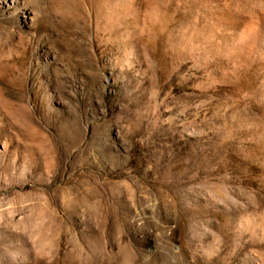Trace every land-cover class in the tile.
<instances>
[{
	"label": "rangeland",
	"instance_id": "1",
	"mask_svg": "<svg viewBox=\"0 0 264 264\" xmlns=\"http://www.w3.org/2000/svg\"><path fill=\"white\" fill-rule=\"evenodd\" d=\"M0 264H264V0H0Z\"/></svg>",
	"mask_w": 264,
	"mask_h": 264
}]
</instances>
